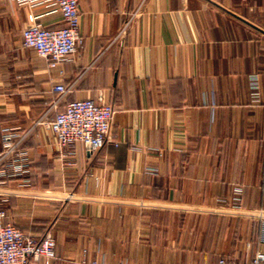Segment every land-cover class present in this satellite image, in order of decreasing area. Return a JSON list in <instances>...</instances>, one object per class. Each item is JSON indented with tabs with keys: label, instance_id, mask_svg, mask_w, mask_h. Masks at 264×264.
<instances>
[{
	"label": "crops",
	"instance_id": "1",
	"mask_svg": "<svg viewBox=\"0 0 264 264\" xmlns=\"http://www.w3.org/2000/svg\"><path fill=\"white\" fill-rule=\"evenodd\" d=\"M80 12L83 46L53 69L23 31L35 16L60 29L61 14L0 0L5 223L51 233L50 264L254 261L264 253V0H80ZM58 84L70 90L59 111L87 99L113 107V143L94 154L58 145L39 123Z\"/></svg>",
	"mask_w": 264,
	"mask_h": 264
},
{
	"label": "built area",
	"instance_id": "2",
	"mask_svg": "<svg viewBox=\"0 0 264 264\" xmlns=\"http://www.w3.org/2000/svg\"><path fill=\"white\" fill-rule=\"evenodd\" d=\"M20 6L36 8L44 6L59 12L63 18L64 26L60 29H49L38 22H34L23 31V45L34 50L38 56L48 61L50 67L55 69L63 63L70 61L83 46L84 38L81 34L80 0H10ZM132 21L126 23L122 34L131 27ZM254 95H258L254 87ZM52 91L58 94L53 103L39 123L46 127L56 137L58 145L62 148L72 147L77 143L88 146L90 154L103 149L108 143H113L112 125L114 109L101 100L87 99L66 104L63 111L59 105L70 92L65 86L58 84ZM56 112L51 121L46 118ZM6 135L4 140L12 139ZM6 149L11 150L12 144L6 143ZM6 176L0 173V178ZM6 214L0 211V264H31L45 259L47 264L56 258V240L51 233L41 239L27 236L23 231L10 223H5ZM92 264H97L93 262ZM219 264H264V253L257 254L254 261L237 262L228 258H221Z\"/></svg>",
	"mask_w": 264,
	"mask_h": 264
}]
</instances>
